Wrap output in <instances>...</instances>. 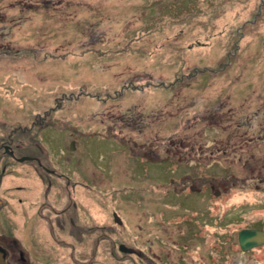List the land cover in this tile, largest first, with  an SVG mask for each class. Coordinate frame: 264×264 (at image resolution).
<instances>
[{
	"label": "rangeland",
	"instance_id": "obj_1",
	"mask_svg": "<svg viewBox=\"0 0 264 264\" xmlns=\"http://www.w3.org/2000/svg\"><path fill=\"white\" fill-rule=\"evenodd\" d=\"M228 114L234 121L249 117L248 137L264 135V0H0V126L30 130L49 161L85 152L104 166L121 149L100 136L122 131L138 144L154 139L161 160L174 148L168 162L176 172L173 160L201 162L212 176L229 165L237 177H249L252 166L264 178V142L241 152V139L221 138L218 121ZM204 129L212 134L200 137ZM219 136L231 142L225 157L212 145ZM216 161L222 166L206 165ZM28 176L7 177L4 185L38 184L34 173ZM36 195L23 205L13 196L10 210L0 213L14 238H23L22 213L38 209ZM48 201L56 204L53 194ZM206 205L245 213L238 227L263 225L264 182L237 184ZM223 233L198 238L191 256L223 255L224 243L230 245ZM175 239L181 242L179 234ZM236 252L232 246L241 263ZM256 258L253 264H264V248ZM96 259L118 264L108 250Z\"/></svg>",
	"mask_w": 264,
	"mask_h": 264
},
{
	"label": "flooded vegetation",
	"instance_id": "obj_2",
	"mask_svg": "<svg viewBox=\"0 0 264 264\" xmlns=\"http://www.w3.org/2000/svg\"><path fill=\"white\" fill-rule=\"evenodd\" d=\"M230 115L231 119L218 121L221 138L230 134L228 139H241L243 145L238 146L241 152L255 141L264 142L261 134L257 138L248 137L247 115L236 121L234 114L227 116ZM8 125L0 126V213L10 210L13 196L18 205H23V200L29 202L27 199L38 193L40 199L36 195L39 204L35 213H22V240L11 235L12 227L6 215L5 222L0 219L4 264H96L99 250H108L109 258L118 264H241L244 260L245 264H253L259 261L256 253L264 244L242 250L239 235L249 230L264 232V224L238 227L245 213L233 209L210 210L206 205L209 197L223 198L237 184L244 187L255 179L264 182V178L255 176L252 166L248 167L249 177L240 178L229 165L223 167L217 161L210 165L204 163L210 169L215 163L222 166V171L212 176L207 168L201 167V162L173 160L176 172L168 162L174 157V148H167L166 159L161 160L159 146L153 145L154 139L148 141L150 145H142L126 134L121 135L122 131L119 135L100 136L120 144L121 149L104 166H98L85 152L61 161H49L47 151L31 138L30 130L14 133ZM206 130H202L200 137L212 134ZM116 136L120 142L114 139ZM230 144L225 145L219 136L212 145H220L218 151L225 157ZM17 166H20L19 173ZM160 171L166 174L164 179L160 178ZM30 173L37 176L38 184L4 185L7 177L29 180ZM124 189L130 192H122ZM21 192L31 194L24 199L16 197ZM50 194L55 197V205L48 201ZM96 203L103 209L96 212ZM177 221L179 225L173 226ZM218 229L224 231V239L230 242V245L224 243V254L217 252L214 258L192 257L195 241L205 239V234L215 237ZM177 234L181 242L175 239ZM232 246L243 257L241 263L237 257L232 258Z\"/></svg>",
	"mask_w": 264,
	"mask_h": 264
},
{
	"label": "water",
	"instance_id": "obj_3",
	"mask_svg": "<svg viewBox=\"0 0 264 264\" xmlns=\"http://www.w3.org/2000/svg\"><path fill=\"white\" fill-rule=\"evenodd\" d=\"M239 241L242 250H247L264 244V232L259 231H242L239 235ZM0 264H4V254L0 250Z\"/></svg>",
	"mask_w": 264,
	"mask_h": 264
}]
</instances>
